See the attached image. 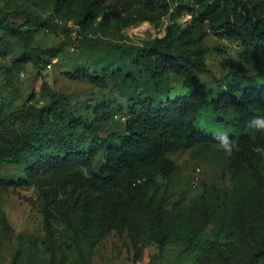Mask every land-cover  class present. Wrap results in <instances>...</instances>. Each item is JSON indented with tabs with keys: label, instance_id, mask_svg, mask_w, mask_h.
Returning <instances> with one entry per match:
<instances>
[{
	"label": "rangeland",
	"instance_id": "374dc122",
	"mask_svg": "<svg viewBox=\"0 0 264 264\" xmlns=\"http://www.w3.org/2000/svg\"><path fill=\"white\" fill-rule=\"evenodd\" d=\"M166 1L153 12L137 1L132 11L110 14L104 8L115 0L91 6L72 0L61 7L56 0H0V264L249 261L264 222V156L254 151L264 147V138L248 153L236 147L231 156L218 143L170 154L171 175L129 194L114 190L101 208L76 203L72 188L61 190L52 173L26 180L3 159L50 91L66 99L75 117L93 122L101 136L122 133L126 117L118 108L126 101L115 82L93 85L76 76L92 74L98 56L117 62L124 47L169 44L191 58L210 90L264 74V62L248 58L188 11L176 16L178 0ZM182 1L194 8L193 0ZM12 23L36 32L31 46L40 48L37 67L13 63L22 39ZM172 31L180 36L176 42ZM174 84L181 87L178 80ZM20 236L27 239L20 242Z\"/></svg>",
	"mask_w": 264,
	"mask_h": 264
},
{
	"label": "trees",
	"instance_id": "16d2710c",
	"mask_svg": "<svg viewBox=\"0 0 264 264\" xmlns=\"http://www.w3.org/2000/svg\"><path fill=\"white\" fill-rule=\"evenodd\" d=\"M69 1L56 0V5L61 7ZM137 1L148 12L167 2L115 0L104 9L110 14L124 13L132 11ZM193 3L194 8L178 0L176 16L188 11L194 21L207 23L214 33L238 44L248 58L264 62V0ZM94 4L102 5L99 0H89L90 6ZM10 25L22 39L13 63L37 67L40 48L31 46L36 32ZM171 35L175 42L179 40L176 32ZM168 45L121 48L123 58L120 56L117 62L110 64L108 57L98 56L92 74L76 76L93 85L108 78L115 82L126 101L125 107L118 108L126 117L122 133L101 136L93 122L75 117L66 99L50 91L49 101L34 111L28 130L13 138L4 161L26 180L52 173L61 190L72 188L76 203L101 208L114 190L129 194L156 177L171 175L170 154L218 143L215 137L220 132L227 133L244 153L257 146L264 133L257 132L253 137L248 122L264 116V74L241 77L225 90H210L198 79L191 58L174 53L173 46ZM175 80L180 81V88ZM104 115L102 112L101 117ZM257 232V243L246 264L264 261V222L257 226ZM25 239L19 237L20 242Z\"/></svg>",
	"mask_w": 264,
	"mask_h": 264
},
{
	"label": "clouds",
	"instance_id": "9594fccd",
	"mask_svg": "<svg viewBox=\"0 0 264 264\" xmlns=\"http://www.w3.org/2000/svg\"><path fill=\"white\" fill-rule=\"evenodd\" d=\"M248 127L251 130L253 137L257 132L264 133V116H257L248 122ZM215 139L218 141V147L221 148L227 155L231 156L236 149L235 142L230 139L227 133L220 132ZM254 151L264 156V147L257 146Z\"/></svg>",
	"mask_w": 264,
	"mask_h": 264
}]
</instances>
